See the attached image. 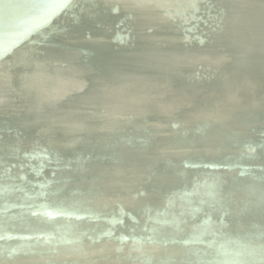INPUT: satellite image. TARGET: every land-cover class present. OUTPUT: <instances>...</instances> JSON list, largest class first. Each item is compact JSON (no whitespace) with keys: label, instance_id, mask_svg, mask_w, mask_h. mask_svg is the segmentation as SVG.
Listing matches in <instances>:
<instances>
[{"label":"water","instance_id":"95a60500","mask_svg":"<svg viewBox=\"0 0 264 264\" xmlns=\"http://www.w3.org/2000/svg\"><path fill=\"white\" fill-rule=\"evenodd\" d=\"M199 1H194L195 8L188 16L193 20L194 31H191L183 22L170 18L167 12L164 15L169 23L161 21L138 30L139 12L147 13L149 20L157 19L151 9L157 7L150 4L151 8L145 9L144 0L134 3L122 0H0V24L11 23L7 24L6 35L0 41V241L2 248L7 245L6 249L0 247V257H6L3 252L6 250L8 257L15 259L17 248L21 251L32 243L40 245L39 237L29 239L34 228L55 226L58 229L64 222L56 224L55 220L64 219L67 213L76 214L80 220L86 217L79 214L81 201H84L79 188H85L86 194L94 186L88 177L105 162L93 163L102 156L100 149L104 137L116 144L130 140L147 143L151 132H155L158 135L167 133L169 137L175 133L184 138L189 134H205L201 142L209 148L202 153L194 150L199 157L204 156L201 158L178 152L167 161L152 159L141 178L129 179L117 195H102L107 201L112 200L113 195L117 198L115 204L113 200L107 202L104 199L105 204L113 207L117 219L115 222L109 219L111 225L107 233L98 234L94 239L105 237L101 240L108 245L102 254L115 256L126 249L128 239L124 234L119 235L114 223L118 224L117 229L131 227L132 232L141 237L136 240V250L148 244L149 238L144 235L151 237L153 232L151 263L196 264L188 257L170 254L176 243L178 245V239H183L171 224L177 221L185 225V218L181 211L169 213L172 208L166 202L193 183L200 186V194H208L217 202L218 194L210 190L201 174L204 172L211 171L214 181H219L222 175L233 179L230 182L234 185V175L238 173H228L221 165L210 169L213 162H209L215 159L217 152L233 150L228 139H232V130L238 129L240 124L218 127L216 113L210 111L203 124H191L178 114L177 105H174L173 97L179 88L192 96L184 103L187 109L198 112L210 103L218 108L219 100L210 102L208 93L215 85L232 92L228 84L232 74L228 69L215 62H212L213 66L198 64L190 67L182 61L180 64L175 62L171 71L168 63L171 65L174 57H180L174 53L178 50H171L178 45L188 53L208 48L221 56L228 54L234 47L230 28L243 14L238 6L233 7L237 0ZM129 4L133 5L130 7ZM201 13L214 21L207 27L200 26ZM13 16H18L16 22L11 20ZM246 19L249 23L250 18L246 16ZM128 94L140 98L135 105L126 106L120 129L101 128L96 131L98 133L92 132L91 122L98 116L104 118L113 114L116 99ZM156 104L164 106L165 116L152 107ZM76 116L82 119L84 129H77ZM249 117V124L240 125L243 133L242 140L236 145L238 157L260 166L264 164L260 157L264 119L263 122L256 120L253 112ZM151 120L157 121L158 126L145 132L141 122ZM225 134L226 142L222 138ZM91 140L95 142L92 147L88 146ZM83 148L89 154L82 153ZM122 151L119 147L118 154ZM142 156L139 154L133 162L142 163ZM17 159L27 160L19 164ZM128 161L132 159L121 157L124 166ZM28 166L30 170L24 172V167ZM230 182L223 186L225 191L231 188ZM178 183L185 188L175 189ZM257 193H261L259 189ZM242 199L246 202L248 196ZM130 203L146 210L133 213L128 207ZM183 207L185 205L177 204L175 210H183ZM259 208H264V204ZM56 209L61 210L57 212ZM26 210L32 211L34 220L27 217ZM233 214L223 211L221 220L217 221L228 226L233 221ZM71 219L64 220L67 223ZM97 219L94 218V225ZM170 219H173L171 223ZM94 228L88 227L90 231ZM251 230L256 240L250 247L254 253L250 262L255 264V261H264V227ZM151 245L150 241V248ZM215 252H220L219 257H213L210 264H230L232 261L223 247L219 246Z\"/></svg>","mask_w":264,"mask_h":264},{"label":"bare ground","instance_id":"6f19581e","mask_svg":"<svg viewBox=\"0 0 264 264\" xmlns=\"http://www.w3.org/2000/svg\"><path fill=\"white\" fill-rule=\"evenodd\" d=\"M129 3H134L138 0H122ZM195 0H144L145 9L151 8L150 4L155 5L157 9L151 8L157 19H150L153 22L147 23L149 15L145 12H139V29L142 30L147 25H157L161 23H169L166 19L164 12H167L170 18H175L179 22L184 23V27H190L191 31L194 28L191 27L193 20L188 18L189 14L194 10ZM238 3L234 2V8H240L242 16L239 17L236 24L230 28V35L234 41V47L232 50L223 56L218 54L216 51L207 50L204 51L196 50L188 53L183 51L181 46H173L171 50H178L174 52L180 57H174L172 64L168 63L171 71L175 66V62L180 64L182 61L188 66L194 67L196 65L213 66L212 62H215L219 67L228 69L227 71L232 74V79L229 81V86L232 90L231 93L226 92L220 86L215 85L211 87L209 94V101L214 102L219 100V107H213L212 103L208 106L201 107L198 112H193L184 106L186 99L192 97L189 93H183L181 89L177 88L176 96L173 97L174 105H177L178 114L187 120L189 123L203 124L207 120V113L215 112V120L219 123L216 124L218 127H227L231 124H240L242 127L249 124V113L253 112L256 120L262 121L264 119V9L262 5L264 0H237ZM201 2V0L199 1ZM133 5V4H132ZM132 5L129 4L131 7ZM149 5V6H146ZM201 20L198 21L200 26L207 27L214 20L207 15L200 14ZM207 18H206V17ZM246 16L250 18V22L247 23ZM18 16H13L11 20L16 22ZM191 20V21H190ZM146 21V22H145ZM210 22V23H209ZM151 23V24H150ZM9 21H4L0 24V41L3 36L6 35V30ZM125 24V23H124ZM174 24V23H173ZM176 25V24H174ZM173 25V26H174ZM176 25L175 27H177ZM178 28V27H177ZM179 29V28H178ZM201 32L202 30H198ZM121 33L119 38L125 34ZM166 40L167 37L163 36ZM118 43V42H117ZM166 66V69H169ZM184 91V90H183ZM131 93V92H128ZM116 99V108L113 114H107L104 118L96 117L93 120L92 126L94 131L104 129H120V121L124 117L126 106L129 104L135 105L140 98L139 96L132 95ZM157 106V107H156ZM152 106L158 111V114L165 116L164 106L156 104ZM160 111V113H159ZM137 113V112H136ZM146 115V114H144ZM161 116V115H160ZM126 118V117H125ZM162 118V117H161ZM141 121V120H140ZM90 123V124H91ZM144 131L152 129L158 126L157 121L151 120L141 122ZM238 124V125H239ZM238 129L232 130V139L227 138V134L223 135L224 142L228 139V144L233 150L230 152H217L216 157L213 161L210 169H216L219 165L223 168L228 169V173L235 174L234 185L230 182L233 179H226L223 175L219 181H214L211 171L201 173L206 183L209 185L210 190L218 194V201L214 202L211 200L208 194H200V186L196 183L192 185H186V191L175 195L174 198H170L166 203L167 206L171 205V211L169 213H177L181 211V214L185 218V225L173 221L172 227L177 229L183 239H178V245L170 253L171 255L185 256L194 260L196 264H210L213 257H219L215 250L220 246L228 251L229 259L232 261L230 264H253L250 262L251 255H254L252 241H255V237H252L254 231L253 227L262 228L264 227V208H259L262 203L264 204V164L257 165L256 163H250L249 160H240L238 155L239 151L236 148L237 142L242 140L241 134L243 133L241 126ZM76 127L77 129H84V123L79 116H76ZM98 133V132H96ZM205 135V134H204ZM204 135L189 134L188 138H184L178 134L170 136L167 133L158 135L155 132H151L147 143H141L139 141H123L114 143L111 139L103 138L102 148L100 153L101 158L95 163H100L105 160L98 168L95 169L93 174L88 177L93 181L94 186L85 194V188H79L81 195L83 196L81 201L82 211L79 213L81 216L86 215L85 218L79 219L74 213H67L64 219L67 217L72 218L67 224L63 218L56 219L55 223L64 222L59 225L56 229L55 226L50 228H34L31 232V238L34 239L39 237L38 242L40 245H34L27 247L23 250H19L17 247V257L10 259L8 257V251L3 252L6 257H0V264H154L150 261V254L154 247V235L151 232V237L147 234L149 242L151 241V248L149 242L143 248L136 250L138 246L137 233H133L131 227L122 228L115 225V230L119 232V235L124 234L128 239L126 249L120 254H114L115 256H107L103 253L104 247L108 244L101 239H94L98 234L104 235L107 233L108 227L111 225L110 220L115 222L117 215L113 207L109 204H105L106 200L102 195H109L111 193L118 194L120 189L131 179L132 177L141 178L146 171V166L149 165L150 161L156 158L161 160L167 159L170 156H174L179 153H185L192 155L196 158L200 157L195 153L194 150L202 153L207 151L208 145L201 142ZM120 141V140H118ZM190 141V142H189ZM209 141V140H207ZM250 144V143H249ZM95 142L91 140L88 146L92 147ZM262 148L260 151V157L264 160V134L262 139ZM119 147L123 150L121 154H118ZM37 154L43 155L42 151H35ZM82 153L89 154L84 148ZM143 154L142 159L144 160L140 164H136L133 161L136 156ZM215 153L213 154V156ZM128 156L132 161H128L127 165L121 164V157ZM26 160L20 161L15 160L19 164L26 163ZM197 160V159H196ZM10 161V160H9ZM33 164V163H32ZM143 165V169H141ZM179 165V164H178ZM30 166L24 167L23 171L30 170ZM86 176L88 175V169L85 170ZM10 173V171H9ZM182 175H185L181 171ZM231 183V188L225 191L223 186L225 183ZM250 182L255 185L251 186ZM185 185L176 184L175 189H181ZM252 190H251V187ZM185 188V187H184ZM261 192L259 195L257 190ZM246 202L242 197H247ZM258 196H263L259 198ZM258 199V202L255 201ZM105 199V200H104ZM113 200H106L107 202L116 203L117 198L113 195ZM243 201V202H242ZM134 203V202H133ZM133 203L128 205L131 212L136 213L139 211H145L146 208L135 207ZM177 204L185 205L183 210H175ZM19 205V204H17ZM146 205V203H144ZM175 205V206H174ZM23 206V203L20 204ZM174 207V208H173ZM61 209H56L59 212ZM81 210V207L80 209ZM185 211V212H184ZM223 211L234 212L233 221L230 225L224 226L219 224L217 220H221V214ZM18 213V212H17ZM25 214L30 219L34 220L32 211H25ZM259 214L260 216H258ZM50 216V215H49ZM98 216V217H97ZM99 218L95 223L94 218ZM177 217H175L176 219ZM174 219V220H175ZM240 219H243L241 223ZM173 219H170L169 223ZM65 224V225H64ZM88 227H95L92 231ZM173 229V233H175ZM83 232V235L81 234ZM2 232H0V236ZM44 237V238H43ZM91 237V238H89ZM160 240L161 236H159ZM94 239V240H93ZM1 240V239H0ZM12 240V239H11ZM117 245L118 241H114ZM1 249H6V246ZM12 244V243H9ZM10 248H14L11 246ZM124 248V247H123ZM118 256V257H116ZM102 261L104 263H102ZM255 264H262L261 261H255Z\"/></svg>","mask_w":264,"mask_h":264},{"label":"snow or ice","instance_id":"6c2138e0","mask_svg":"<svg viewBox=\"0 0 264 264\" xmlns=\"http://www.w3.org/2000/svg\"><path fill=\"white\" fill-rule=\"evenodd\" d=\"M262 264H264V261H262Z\"/></svg>","mask_w":264,"mask_h":264}]
</instances>
